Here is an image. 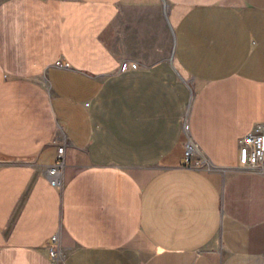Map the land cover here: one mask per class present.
I'll return each instance as SVG.
<instances>
[{
	"label": "crops",
	"instance_id": "0c3cea01",
	"mask_svg": "<svg viewBox=\"0 0 264 264\" xmlns=\"http://www.w3.org/2000/svg\"><path fill=\"white\" fill-rule=\"evenodd\" d=\"M258 125L264 0H0V264H264Z\"/></svg>",
	"mask_w": 264,
	"mask_h": 264
},
{
	"label": "built area",
	"instance_id": "2783aa9c",
	"mask_svg": "<svg viewBox=\"0 0 264 264\" xmlns=\"http://www.w3.org/2000/svg\"><path fill=\"white\" fill-rule=\"evenodd\" d=\"M59 66H69V64H63L62 61H57ZM131 67H137L135 63L124 62L121 65V69L125 70ZM184 129L188 135L186 141V157L187 161L192 162L196 157H200V149L189 135V129L187 119L185 121ZM239 151V167L246 170L264 169V125H258L253 128L248 134L239 139L238 143ZM66 143L64 141L58 143L57 160L53 165L45 167V172L50 180V183L60 189L63 186V168H64V148ZM196 165L209 166L205 161L201 162L197 158ZM58 234H55L51 238L49 247L50 256L54 261H57L62 253L58 247L54 244L58 242Z\"/></svg>",
	"mask_w": 264,
	"mask_h": 264
}]
</instances>
